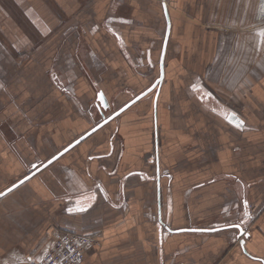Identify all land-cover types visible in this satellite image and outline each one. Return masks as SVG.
<instances>
[{
    "label": "crops",
    "instance_id": "crops-1",
    "mask_svg": "<svg viewBox=\"0 0 264 264\" xmlns=\"http://www.w3.org/2000/svg\"><path fill=\"white\" fill-rule=\"evenodd\" d=\"M163 2L159 87L0 197V264L55 229L99 239L82 264H264V53L233 29L264 0H0V192L153 84Z\"/></svg>",
    "mask_w": 264,
    "mask_h": 264
},
{
    "label": "built area",
    "instance_id": "built-area-1",
    "mask_svg": "<svg viewBox=\"0 0 264 264\" xmlns=\"http://www.w3.org/2000/svg\"><path fill=\"white\" fill-rule=\"evenodd\" d=\"M98 244L96 237L55 229L51 234L50 246L35 264H82L87 250Z\"/></svg>",
    "mask_w": 264,
    "mask_h": 264
},
{
    "label": "snow or ice",
    "instance_id": "snow-or-ice-1",
    "mask_svg": "<svg viewBox=\"0 0 264 264\" xmlns=\"http://www.w3.org/2000/svg\"><path fill=\"white\" fill-rule=\"evenodd\" d=\"M260 36L262 38L261 43H264V29L260 30ZM56 78V77H54ZM158 83V82H157ZM148 91H151V89H149ZM206 95H210V93H205ZM143 95V94H142ZM99 102L103 107H108V103L106 100V97L104 95V93H99ZM137 100L140 99V97H136ZM132 103H135V101H132ZM129 107V105H125L124 108H121L120 111L123 112L125 108ZM118 114V113H117ZM231 118H236V114L232 113L231 114ZM108 119H111V117H108ZM238 119V118H237ZM108 120H104V123H107ZM243 121H239L237 123V127H243ZM102 124H98L97 128L102 127ZM92 131H96V128H93ZM83 139V137H81V140ZM76 143H79V141H77ZM71 147V145L69 146ZM69 149L65 148L64 152H67ZM60 155H63V153H61ZM58 156H53L48 162L47 164H41L40 167H47L48 164H51L53 161H55L56 159H58ZM33 168H36L37 165H32ZM30 177L29 176H25L23 179L19 180L16 184H13L10 188H8L5 192H0V197H3L5 195H7L8 193L12 192L13 190H15L16 188H18L20 185H23ZM105 199L107 198V196L105 195L104 197ZM96 193L93 192L91 195L87 196L84 198V202L82 203L81 200H77L75 206L72 207H68L67 211L69 213H84L88 210V208H91L92 205L96 202ZM241 220L238 223H226L224 224L222 227L223 228H231V229H238L240 231V233L243 235H247L245 228L243 227L244 224H246L248 221L251 220V215L249 212V206H248V202L245 199L243 201V210L241 213ZM211 231H219L221 230L220 228H213V229H209ZM193 231H200V229H193ZM253 259H256V257H253Z\"/></svg>",
    "mask_w": 264,
    "mask_h": 264
},
{
    "label": "water",
    "instance_id": "water-1",
    "mask_svg": "<svg viewBox=\"0 0 264 264\" xmlns=\"http://www.w3.org/2000/svg\"><path fill=\"white\" fill-rule=\"evenodd\" d=\"M162 7H163V11H164V14H165V18H166V22H167V29H166V32H165V37H164V41H163V49H162V53H161V59H160V64H159V77L153 82V84H151V86H149L146 90H144L143 92H141V93H139L137 96H135L132 100H130L129 102H127L126 104L127 105H129V107L132 105V104H134V103H132V101H138L137 99H136V97H140V99L143 97V96H145L146 94H148V93H150L151 91H153L154 89H157L158 87H159V85H160V83H161V81H162V76H163V66H162V60H163V56H164V50H165V45H166V42H167V37H168V34H169V20H168V15H167V9H166V6H165V3L163 2L162 3ZM158 82V83H157ZM149 89H151V91H148ZM143 94V95H142ZM99 96V95H98ZM97 100L99 101V98H97ZM108 103V102H107ZM125 104V105H126ZM124 105V106H125ZM124 106H122L121 108H124ZM98 108H99V110L101 109V110H103V109H106L107 107H103L101 104H100V102H99V105H98ZM121 108H119L118 110H116L115 112H113L112 114H110L109 116H104V115H102V117H101V119H100V121L93 127V128H96V130L97 129H99V128H97V125L98 124H102V125H105L106 123H104V120H108V122L109 121H111L112 119H114L116 116H118L120 113H122L121 111H120V109ZM128 108V107H127ZM127 108H125L124 110H126ZM118 113V114H117ZM108 117H111V119H108ZM107 122V123H108ZM93 128H91L88 132H86L85 134H83L82 136H80L79 138H77L76 140H74L71 144H69L68 146H66L65 148H68L69 150L71 149V148H73L74 146H76L78 143H76L77 141H79V143L82 141V140H84L87 136H89L90 134H92L93 133V131H92V129ZM95 132V131H94ZM81 137H83V139L81 140ZM71 145V147H69ZM64 148V149H65ZM64 149H62L61 151H59L57 154H55L54 156H58V157H60L61 155V153H65L64 152ZM52 158V157H51ZM50 158V159H51ZM50 159H48L47 161H45L44 163H42V164H47V162L50 160ZM37 165V167L36 168H33L32 167V170H31V172H29L26 176H29V177H32L33 175H35L36 173H38L39 171H41L42 169H44L45 167H40L41 166V164L40 165H38V164H36ZM49 165V164H48ZM47 165V166H48ZM23 179V178H22ZM18 182V181H17ZM17 182H15L14 184H16ZM13 185V184H12ZM11 185V186H12ZM11 186H9L8 188H10ZM7 188V189H8ZM6 189V190H7ZM6 190H4L3 192H5ZM224 229H231V228H224ZM237 230V238H240L241 236H242V234L240 233V231L238 230V229H236ZM247 233V232H246ZM244 236V238H247L248 236H249V233H247V235H243ZM239 244L242 246V244H243V240H240L239 241Z\"/></svg>",
    "mask_w": 264,
    "mask_h": 264
},
{
    "label": "rangeland",
    "instance_id": "rangeland-1",
    "mask_svg": "<svg viewBox=\"0 0 264 264\" xmlns=\"http://www.w3.org/2000/svg\"><path fill=\"white\" fill-rule=\"evenodd\" d=\"M157 2H158V0H156ZM224 8H225V6H223V5H218V9L217 10H220V11H218V12H221V10L223 11L224 10ZM239 8L240 9H242V10H244L245 12H247L248 11V9H249V5H246V6H241V5H239ZM251 8H252V6H251ZM254 8H256V6H254ZM123 12H127V10H122ZM245 14V13H244ZM217 18H219V19H217L216 20V25L218 26V27H222V28H225V27H227V24H226V20L225 19H220V18H225L224 17V15L223 14H219V16L217 17ZM239 22H238V18H237V20H235L234 21V30H235V34L236 35H238V34H250V33H254L255 34V36H257V38L259 39V42H258V46H259V51L260 52H262V53H264V49H262V47H263V43H261V40H262V38H261V36H260V30H261V23L263 22L262 21V18H260V19H258V17H255V19L254 18H248L247 19V17L245 18V15L242 17V14L240 13L239 14ZM215 22V21H214ZM29 57V55L28 54H26V59ZM252 227H253V223L251 222V220L250 221H248L247 223H246V225L244 226V228H245V230H246V232L248 233V231H250V230H252Z\"/></svg>",
    "mask_w": 264,
    "mask_h": 264
}]
</instances>
